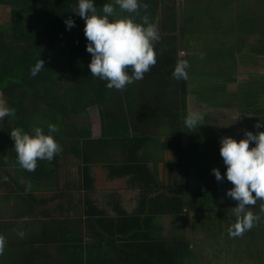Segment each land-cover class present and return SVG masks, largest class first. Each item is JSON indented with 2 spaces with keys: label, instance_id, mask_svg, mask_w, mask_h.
<instances>
[{
  "label": "trees",
  "instance_id": "obj_1",
  "mask_svg": "<svg viewBox=\"0 0 264 264\" xmlns=\"http://www.w3.org/2000/svg\"><path fill=\"white\" fill-rule=\"evenodd\" d=\"M188 1L191 3L189 7L185 4L186 0H145L148 4L147 13L141 10L139 15L121 13L117 6V13L133 16L137 23L142 22L143 15H149L151 22L159 29L160 40L154 45L157 63L145 74L144 79L135 81L123 90H116L109 89L106 81L90 73L88 65L92 57L86 51L88 41L84 35L85 21L74 13L78 10L77 0H26L24 5L22 0H18L13 7L15 13L12 19L14 22L24 19L25 12L27 27L4 29L0 35V98L7 101L9 107L16 109L15 119L5 117L8 121L4 119L0 122V166H6L8 161H17L14 141L9 134L13 128L21 127L26 132H31L34 126H39L47 134L48 124L51 123L59 128L54 136L63 151L81 150L85 163L88 160L103 159L105 153L108 155V164L128 171H117L118 173L129 174L132 182H143L146 195L154 188V185L153 188L148 186L152 176L148 162L152 157L157 158L154 153L158 150L181 151L186 157L176 161L167 157H164L167 161L159 159L165 170L166 162L172 166L185 164L187 155L193 161L204 158L205 162L200 163L201 167H192L198 174L195 188L203 187L202 192L208 186L205 183L207 179L211 183H218L211 170L219 168L223 175L226 172L221 167L224 165L223 159L220 157L218 163L210 162V158L198 151V147H194L195 143L200 145L202 141H198V134H191L193 129L187 128L184 123L188 116L187 99L191 82L188 79L175 80L172 72L181 58L179 51L185 50L191 37L196 36L205 44L203 47L206 52L211 49L213 56L227 54L228 59L218 62L210 57L204 64L209 73L198 71L192 65L189 67L191 76L203 73L207 80H211L204 85L208 96L202 100L210 107H228L234 104L240 112L248 115L264 113L262 74L254 75L261 77L258 82L251 78L246 82H239L236 91L226 88L229 83L237 80L236 63H246L253 54L264 56V0H257V7L253 9L242 6L240 9L236 5L234 7V0ZM113 2L114 0H95V6L99 11L105 3ZM197 2L200 4L196 5ZM225 6L228 11L227 19L222 12H214L216 7L222 9ZM202 8L204 11H201ZM202 17L208 20V24L205 27L194 25ZM68 18L75 21V27L71 30L65 25ZM250 36H257L258 40L246 42ZM234 49L240 53L241 61L233 60ZM39 59L44 61L45 69L33 78L30 70ZM187 61L190 62V56ZM202 61L196 63L202 64ZM221 81L220 85L218 82ZM17 88L35 98V106L24 107L21 114L19 107L26 97L15 95L14 90ZM89 106H96L98 109L101 134L92 137L90 123L86 120L72 124L76 137L72 139V119L69 118L74 113L87 114ZM153 126L158 128V133H150L153 132ZM183 133L188 135L186 145L181 141ZM252 146L254 145L250 144ZM42 161L38 160L37 164ZM155 163L157 164V160ZM207 172L209 176L206 175ZM187 175L188 171L185 170L182 182L175 181L168 187L164 186L167 194H174L169 198L162 195L169 200L168 206L173 207L168 213L180 216L187 205L193 206L194 202L188 204L187 199L195 198L198 191L191 189L185 182ZM148 188L149 191L146 192ZM181 194L185 197H179ZM212 201L214 202L207 198L204 203L209 206ZM161 208L163 207L159 209ZM174 209H178L177 213H174ZM254 214L261 216L259 222L264 224V212L260 210Z\"/></svg>",
  "mask_w": 264,
  "mask_h": 264
},
{
  "label": "crops",
  "instance_id": "obj_2",
  "mask_svg": "<svg viewBox=\"0 0 264 264\" xmlns=\"http://www.w3.org/2000/svg\"><path fill=\"white\" fill-rule=\"evenodd\" d=\"M17 1L0 0V35L4 29L27 27L25 12L24 19H12ZM22 1L24 5L26 0ZM244 2L235 5L245 6ZM249 38L246 42L258 40L257 36L255 41ZM191 41L202 48L196 36ZM185 53L179 51L180 60H189ZM239 54L234 49L233 60L241 61ZM223 60H228L227 54ZM81 152L62 150L53 163L43 160L34 172L22 169L18 161L7 160L6 166H0V236L7 241L0 264H197L201 260L196 232L200 229L207 237L214 235L203 232L205 225L198 221L194 204L177 216L168 213L173 207L162 196L174 195L167 194L164 186L175 181L170 176L177 166L168 163L170 169L165 166V170L158 157H152L148 186L154 188L146 195L143 182H132L129 174L118 173L128 171L108 164L105 153L103 159L85 163ZM213 152L210 162L218 163L220 152ZM221 167L226 170L225 165ZM189 186L194 190L196 184ZM216 186H226L227 191L233 187L227 179ZM221 195L215 191V197L220 196L218 204ZM187 201L195 203L194 198ZM200 210L217 221L212 207ZM192 221L199 222V229Z\"/></svg>",
  "mask_w": 264,
  "mask_h": 264
},
{
  "label": "clouds",
  "instance_id": "obj_3",
  "mask_svg": "<svg viewBox=\"0 0 264 264\" xmlns=\"http://www.w3.org/2000/svg\"><path fill=\"white\" fill-rule=\"evenodd\" d=\"M77 13L85 21L84 35L88 41L86 51L91 54L88 67L91 75L106 81L109 89L123 90L135 81L144 79L157 63V53L154 45L160 40L159 29L151 22L149 15L142 16V22L137 23L133 16H122L117 13V6L121 13L139 15L141 10L147 13L148 4L145 0H114L105 3L98 11L95 0H77ZM68 30L75 27L72 18L65 20ZM190 67L187 60H178L172 72L175 80H187ZM45 69L44 61L39 59L31 68L30 75L35 78ZM5 117L16 118V109L9 107L7 102L0 99V121ZM204 119L199 113H190L185 118V126L189 129L197 128ZM264 127V120L255 125ZM59 131L55 124H48L45 134L42 127L34 126L31 132L21 127L13 128L10 137L14 141V150L20 167L34 172L38 160L51 162L62 151L61 145L54 134ZM250 144L254 145L250 147ZM220 156L226 166L222 175L219 168L211 171L217 181L225 178L233 185L226 195L237 201L234 213L237 222L229 230L233 237L242 236L251 230L261 220V216L247 211L258 200H264V131L254 134L246 131L244 138L237 141L231 136L220 140ZM6 179V178H5ZM264 212V208L261 209ZM23 236V233H19ZM6 239L0 236V254H3Z\"/></svg>",
  "mask_w": 264,
  "mask_h": 264
},
{
  "label": "rangeland",
  "instance_id": "obj_4",
  "mask_svg": "<svg viewBox=\"0 0 264 264\" xmlns=\"http://www.w3.org/2000/svg\"><path fill=\"white\" fill-rule=\"evenodd\" d=\"M234 2L243 3L244 1L234 0ZM185 4L187 7H189V4L191 3L190 1L186 0ZM199 4L200 2L196 3V5ZM244 4L245 6L242 5V8L253 9L257 7V3H255V0H245ZM240 6L241 5H239V7ZM198 7H202V6H198ZM203 8L205 7L203 6ZM203 8L201 9V11L203 10ZM214 12H218V13L222 12V15L225 19H227L228 17L226 15V13H228L226 6L223 7L222 9L216 7L214 9ZM207 24H208V20L204 17L199 18L194 23V25L203 26V27H205ZM249 39L255 41L254 36L253 38H249ZM196 43L198 42L191 41L190 39L188 46L184 48L185 51L187 52L185 54H188L190 56L189 65L196 67L198 71L201 70V72L209 73V71H207V68L204 67L205 66L204 64L207 62V60H210V57H212L213 59L211 60L214 61L217 60L218 62H222L223 55L216 56L214 54L213 56L211 55V53H213L211 49L210 51L206 52L205 51L206 49L203 47V45L202 48L198 46H193V44ZM182 55H184L183 52ZM193 60L200 62L202 60L203 61L202 64H198L196 63V61ZM235 66H236L235 68L237 69L236 72L237 80L234 83H229L226 86L227 90L229 91H236L238 89L239 82H243V81L246 82L250 78L255 79L256 82L260 81L261 77L254 76L255 74H262L264 79V56L262 55L253 54L251 55V59L247 60L246 63H241L239 65H237L236 63ZM187 71L189 72L190 68H188ZM192 76L190 71L188 80L191 83H189V95L187 99V107H188L187 115L196 112L204 117V119L200 120L199 122L201 125L197 128H193V130L191 131V134H198L197 135L198 141H202L200 145L198 143H195L194 147L195 148L198 147L197 148L198 151L204 153V155L208 158H210V155L211 158H214L215 154L213 151L220 152V146H221L220 140L222 137L231 136L237 139V141H239L243 137L246 131H251L253 133L264 131V127L262 128L255 127V125L258 122L264 120V113L248 115L240 112L234 104L228 107H214V106L210 107V105L205 103L206 101H203L202 99L203 98L205 99V97L208 96V91L204 90V85L209 83L208 81L211 80H207V78L203 76V73H200V75L197 74ZM222 82L223 81L218 83H220L221 85ZM30 85H25V86L30 87ZM211 85H215V84H211ZM14 93L15 95H18L22 98L26 97V100L23 99L19 107L20 114L22 113L24 107L30 108L32 106H35V98L32 97L31 94L29 93L26 94L25 92H23L21 88L15 89ZM69 120H71L70 126H72L73 128V130L71 131V135L73 136L72 139L76 138L74 136L75 135L74 126L72 124L75 123L77 124L78 122H83L86 120H88L90 123L92 135L94 134L95 137H98V135L101 134V122H100L101 118L96 106L87 107V114L74 113L73 116L69 118ZM6 121L8 120L6 119ZM151 129H153V132L150 133L159 132L156 126H153ZM187 136L188 135L186 133L182 134L181 141L183 145H186L188 143ZM202 144H204L203 148H202ZM203 150H207V151L202 152ZM154 154L160 160L164 159V157H167L172 161L179 160L182 157L186 158L184 157L181 151L171 152L164 150L162 152L158 150ZM54 161L55 159H53L51 163H53ZM164 161L167 160L164 159ZM201 162L204 164L205 159L200 158L193 161L190 158V155H187L186 163L184 165L183 163H179V165H177V169H175V171L172 170V172L175 174L171 175L170 177H174L175 181L181 182V179L183 177L182 175L183 170H187L188 175L184 179L185 182L189 185L191 183L192 184L198 183L197 180L198 174L197 172H194L192 167L193 165H197L198 167H201L200 165ZM160 166H162L161 162H160ZM165 166L170 169L167 162ZM206 175L209 176V173L207 172ZM214 179L216 180L215 176ZM206 182L208 184L207 188L205 187L206 191L202 192V190H204L203 187L195 188L198 192L197 195H195L196 197L194 198L196 201L194 203L193 208L197 213L198 221L200 220L201 223L205 225V229L203 232H207L208 235L209 233H215L216 235H214L212 238L207 237L199 229V224H198L199 222L192 221L193 227L199 229V233H197L196 232L197 229H195L196 234L200 236V238H198L197 241L199 242V246L201 248L200 249L197 248V249L199 253L201 252L200 254L201 260H197V264H264V224L258 221L251 230L245 231L242 236H236V237L231 236L229 234V230L232 229L234 224L237 222V217L233 209L234 207H236L237 201L231 199L226 195L227 193V190H225L226 186H223V189H220L216 186L220 183V181H217L218 183L216 182L211 183L210 179H207L205 183ZM214 190L218 191V195H221V191H223L221 195L222 197L221 204H218L217 198H219L220 196L215 197ZM201 192L203 194H201ZM207 198H211L214 200V202L212 201V204H210L209 206H207V204L204 203L205 199ZM207 207H212L214 209V211L216 212V214L214 215H216L215 219L217 221H214L213 217L205 211L200 213L201 212L200 208H207ZM261 207H264V200H258L255 205L249 206L248 209H246V212L247 211H251L253 213L259 212L261 210ZM214 222H216L215 225L212 224Z\"/></svg>",
  "mask_w": 264,
  "mask_h": 264
}]
</instances>
